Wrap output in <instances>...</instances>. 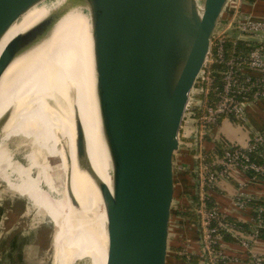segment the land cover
Instances as JSON below:
<instances>
[{"label":"water","instance_id":"obj_1","mask_svg":"<svg viewBox=\"0 0 264 264\" xmlns=\"http://www.w3.org/2000/svg\"><path fill=\"white\" fill-rule=\"evenodd\" d=\"M228 0H0V40L27 11L48 12L0 52L12 58L72 9L86 13L99 127L111 187L92 174L75 119L77 155L95 179L106 215L105 264H167L174 158L185 107Z\"/></svg>","mask_w":264,"mask_h":264},{"label":"bare ground","instance_id":"obj_2","mask_svg":"<svg viewBox=\"0 0 264 264\" xmlns=\"http://www.w3.org/2000/svg\"><path fill=\"white\" fill-rule=\"evenodd\" d=\"M194 1L200 16L205 0ZM48 10L49 5L41 4L27 11L1 38L0 52ZM89 26L86 13L70 10L18 52L0 76V178L14 191L20 190L39 212L52 217L51 264L106 261L103 201L76 150L75 119H80L92 174L111 187L100 127L92 144L90 140L98 113ZM13 136H21L30 147L25 163L12 161L15 156L7 140ZM19 170L23 171L20 176ZM55 191L57 196L51 195Z\"/></svg>","mask_w":264,"mask_h":264},{"label":"built area","instance_id":"obj_3","mask_svg":"<svg viewBox=\"0 0 264 264\" xmlns=\"http://www.w3.org/2000/svg\"><path fill=\"white\" fill-rule=\"evenodd\" d=\"M241 0H228L210 39L203 66L190 91L179 132L178 150L190 149L196 154L195 200L189 210L195 212V227L200 240V259L204 264L227 263L229 257L223 248L222 233L229 234L252 255L254 264H264V258L252 253L258 230L263 226V207L252 214L248 232L245 224L231 221L216 204L209 205V190L215 189L219 179L227 178L235 170L251 174L253 180L264 178V130L245 139L243 143L217 141L210 151L205 140L222 118L234 123L246 121V107L252 101L264 98V19L241 13ZM243 36L249 40L244 42ZM242 42L247 50L232 51L227 56V42ZM216 143V141H215ZM220 147V152L216 148ZM177 150V151H178ZM175 152V154L177 153ZM183 170L174 163V174ZM194 197V196H193ZM236 208L248 207L254 199L242 188L233 196Z\"/></svg>","mask_w":264,"mask_h":264},{"label":"crops","instance_id":"obj_4","mask_svg":"<svg viewBox=\"0 0 264 264\" xmlns=\"http://www.w3.org/2000/svg\"><path fill=\"white\" fill-rule=\"evenodd\" d=\"M241 13L252 14L264 19V0H241ZM242 40L246 42L247 36ZM264 130V98L252 101L246 107V121L234 123L229 118H222L213 128L212 134L205 140L207 151L212 150L217 141H228L233 144L243 143L245 139L258 131ZM216 141V143H215ZM174 163L182 166L183 170L174 174V198L168 234L167 264H190L184 255H199L200 240L196 227L189 225V219L182 215L189 207L195 191V177L192 170L196 165L194 150L179 149L175 154ZM242 188L253 198L264 200V178L253 180L251 174L235 170L227 178L218 180L215 189L207 192L208 197L219 209L237 222L245 224L246 230L251 226L253 209L248 206L238 209L233 203V196ZM224 252L229 257L227 264H254L252 255L234 240L223 241ZM253 254L264 258V240L253 242ZM198 264H204L199 259Z\"/></svg>","mask_w":264,"mask_h":264},{"label":"rangeland","instance_id":"obj_5","mask_svg":"<svg viewBox=\"0 0 264 264\" xmlns=\"http://www.w3.org/2000/svg\"><path fill=\"white\" fill-rule=\"evenodd\" d=\"M98 130L99 120L96 118L90 128L91 144ZM7 145L13 152L12 157L15 156L12 161L26 162L24 157L30 147L21 136L10 137ZM8 168L13 169L11 165ZM21 171L18 175H22ZM51 195L57 196L56 191ZM29 201L20 190L14 191L0 178V264H51L53 219L39 212ZM192 218H189V225L195 227Z\"/></svg>","mask_w":264,"mask_h":264},{"label":"trees","instance_id":"obj_6","mask_svg":"<svg viewBox=\"0 0 264 264\" xmlns=\"http://www.w3.org/2000/svg\"><path fill=\"white\" fill-rule=\"evenodd\" d=\"M247 49H248V46L246 44L242 43L241 41L237 42L236 44H233L232 42H227V45H226L227 56L231 55L233 50H235L237 52V51H240V50H247ZM220 150H221L220 147L216 148L217 152H220ZM193 198L195 200V198H196L195 195H194ZM208 203L211 206L213 204L212 200H210ZM247 204H248V206H250L253 209V215H255V211L254 210L256 208H258V207H263L264 208V200L257 199V198L256 199L254 198V199L250 200ZM186 209L187 210L185 212H183L182 215L184 217L188 218V219L192 218V217H194V219H196L195 212L189 210V207H187ZM261 218H262V221H263V226L260 227L259 230H258L257 240H260V239L264 240V211L261 213ZM228 219L231 220V221H235L232 218H228ZM242 227H243L242 231L248 232V229L246 230V226H242ZM222 239H223V241L234 240L227 233H222ZM184 257L187 258V260L190 262V264H198V261L200 259V256H198V255H184ZM219 264H227V263L220 262Z\"/></svg>","mask_w":264,"mask_h":264}]
</instances>
